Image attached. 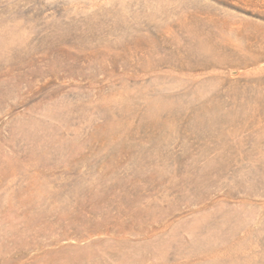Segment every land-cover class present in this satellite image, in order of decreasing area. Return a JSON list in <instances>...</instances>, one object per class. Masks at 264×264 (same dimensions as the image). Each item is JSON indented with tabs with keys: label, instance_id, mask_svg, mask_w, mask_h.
<instances>
[{
	"label": "rangeland",
	"instance_id": "rangeland-1",
	"mask_svg": "<svg viewBox=\"0 0 264 264\" xmlns=\"http://www.w3.org/2000/svg\"><path fill=\"white\" fill-rule=\"evenodd\" d=\"M0 264H264V0H0Z\"/></svg>",
	"mask_w": 264,
	"mask_h": 264
}]
</instances>
